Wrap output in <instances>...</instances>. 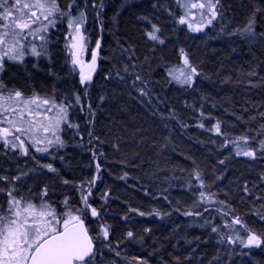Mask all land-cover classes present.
<instances>
[{
  "label": "trees",
  "instance_id": "1",
  "mask_svg": "<svg viewBox=\"0 0 264 264\" xmlns=\"http://www.w3.org/2000/svg\"><path fill=\"white\" fill-rule=\"evenodd\" d=\"M58 2L67 9L70 0ZM220 2L223 17L192 34L178 23L174 0H76L86 14L84 33L101 45L86 87L67 67L62 32L52 31L48 60L5 63L1 82L7 91L64 98L74 91L81 98L83 114H70L78 127H64L57 161L9 165L0 157V176L27 173L15 184L21 196L47 189L45 199L58 214L67 198L73 209H83L92 237L100 225H109V240H94L96 264H264V243L239 253L211 231L219 226L228 234L224 225L239 216L264 241V152L258 143L264 139V0ZM257 8L255 41L229 35ZM153 25L163 43L149 39ZM181 49L200 73L191 88L168 76L180 64ZM217 122L222 134L213 129ZM240 136L255 137L249 147L257 150L256 159L235 155L230 142ZM48 164L56 171L42 167ZM196 172L205 192L215 194L214 203L194 207ZM82 193L99 219L84 208ZM228 207L229 216L222 218L217 209ZM188 211L202 215H184ZM233 228L247 234L240 225Z\"/></svg>",
  "mask_w": 264,
  "mask_h": 264
},
{
  "label": "snow or ice",
  "instance_id": "2",
  "mask_svg": "<svg viewBox=\"0 0 264 264\" xmlns=\"http://www.w3.org/2000/svg\"><path fill=\"white\" fill-rule=\"evenodd\" d=\"M177 4L184 10V15L178 18V23L186 24L191 32H203L205 27L212 26L213 22L218 18L223 17L222 4L220 0H177ZM76 6V0H70L67 9H62L58 0H0V72L4 71L5 61H13L23 63L26 55L41 57L48 55V32L50 28H55L58 20L67 21V26L70 30L69 35L73 43L67 45L71 51V64L80 68V83L85 86L92 80V72L95 71L98 52L92 50L91 62L85 65L80 58V52L86 47V37L82 32L83 25L86 21L84 10H80L77 15L72 14L73 7ZM95 7V3H93ZM102 8V5H101ZM198 10L201 17L200 23L190 22L188 17L194 16L192 10ZM261 11L257 8L252 13L248 23L242 28L237 29L235 33L250 41H255L257 33L254 31L256 12ZM160 29L153 25V31L148 34L149 39L163 43L156 33ZM259 35L264 36V33ZM40 41L37 45L34 41ZM100 41L97 40L96 49L100 48ZM183 60V67L178 69L180 76H175L172 70H169V75H173L181 86L193 87V77L200 75L195 67H192L187 54L183 49L180 50ZM35 66V65H34ZM85 67L88 71L85 72ZM190 69L185 72L184 69ZM127 71V68L125 69ZM254 74V73H253ZM140 76H136V80H140ZM142 95H145L143 89H139ZM5 88L0 82V142L3 146L12 151H17L19 154L30 155L29 146L33 147L36 152L47 153L49 147H63L64 141L59 136L61 123L68 127L76 128L75 124L69 121V108L73 105L65 101L57 102L54 98H40L33 95L31 98H25L19 90L8 92L5 95ZM87 95V88H85ZM103 99V98H102ZM76 104L81 103L79 95L75 96ZM16 104L17 107H12ZM41 104L44 107V113L52 112L56 109L54 117H48V123H43L33 119H26L25 114L29 117L33 116L34 109L32 105H36L39 109ZM35 115L39 116L40 112L35 110ZM264 116V113H261ZM16 117V118H12ZM39 124L45 133H50L54 139L44 138L47 141V146L37 147L43 143L35 135L34 127ZM7 125V126H3ZM203 127V125H200ZM213 129L217 134L221 133L220 123L213 125ZM261 132L264 133V125L261 126ZM31 133V135H29ZM91 135V133H90ZM23 137V138H22ZM255 137L240 136L235 141L230 143L235 144V155L243 156L250 159L257 158V150L249 147V141ZM240 141L242 143H237ZM27 142V143H26ZM259 151L264 152V139L259 140ZM226 146V145H222ZM221 164L224 161H220ZM49 171L56 170L52 165H43ZM100 166L97 165V171ZM27 175V173H22ZM195 178L200 181V188L205 187L204 181L201 179L200 173H195ZM220 177H217L219 179ZM9 178L0 176V181H7ZM20 177H12V180H19ZM264 181V175L261 176ZM68 183L67 180L64 181ZM94 183V182H90ZM16 188L11 186L7 189L0 187V193H6L7 207L0 205V264H96V255L98 249L94 246L95 239L109 240L110 226L107 224L100 225V232L96 237L89 235L88 229L85 227L83 218V209H73L67 198L64 200L66 211L59 215L56 209L46 200L47 189L41 194L39 204L33 203L31 200H26L24 197L17 198ZM248 192L247 187L244 188ZM90 195V190H89ZM107 196V193L104 194ZM215 194L211 193L206 196L204 191L199 192V200L194 203V207H199L200 202L209 200ZM81 201L84 208L90 209L91 215L99 219V214L96 208L88 203V195H81ZM221 206L227 207L224 201H218ZM133 211V209H130ZM154 214L159 215L155 210ZM205 211H208L206 208ZM220 212L222 218L229 216L231 209ZM144 215L143 212L139 213ZM184 215L201 216L202 213L192 211L185 212ZM260 218L264 220V215ZM62 221V229L57 227ZM211 222L205 220V224ZM240 225V228L247 233V239L239 234V230L233 228V225ZM225 228L231 229L228 234L221 233L219 226L212 227L211 231L218 234V243L224 244H239L243 247H260L264 241L256 235L252 229L242 221L239 216L232 218L230 224H225ZM148 231V229H145ZM133 233H127L128 238L133 237ZM264 235V234H262ZM109 245H105L108 247ZM115 251V249H111ZM119 256V252H116ZM215 259V258H214ZM147 264V262H143Z\"/></svg>",
  "mask_w": 264,
  "mask_h": 264
},
{
  "label": "rangeland",
  "instance_id": "3",
  "mask_svg": "<svg viewBox=\"0 0 264 264\" xmlns=\"http://www.w3.org/2000/svg\"><path fill=\"white\" fill-rule=\"evenodd\" d=\"M176 5L178 6V9H179V17L181 15H184V10L177 4V0H174ZM80 11V9L78 8V6H75L73 7L72 9V14L73 15H77L78 12ZM193 13H194V16H189L188 19L190 22H193V23H200L202 22L201 21V17L199 15V12L198 10H192ZM178 17V18H179ZM178 21V19H177ZM217 21V20H216ZM214 21L213 24L216 22ZM57 26H59L60 28L59 29H56ZM84 26L85 24L83 25V28H82V32L83 34L85 35L86 37V47L85 49L80 52V58L84 61L85 65H87L88 63L91 62V59H92V50H97L98 52V49H96V43H91L90 40H88V37L86 36V34L84 33ZM183 26V25H182ZM184 26L186 27V29L189 31L188 27L186 24H184ZM207 27H210V26H207ZM205 27V28H207ZM55 30V31H54ZM52 31H54V33H60L62 32L60 35H61V42H62V46H63V50H64V54H65V57H66V60H67V67L69 68V71L71 73V75H73V77L76 79L78 85L80 87H86V86H89V84L91 83L88 82L85 86H82L81 83H80V68L79 67H75V70H73V65L71 64V51H73L74 49H70L69 47H67V45H70L71 43H73L72 39H71V36L69 35V28L67 26V21L66 19L65 20H58L55 28H50L49 29V32H48V44H47V51H48V48L50 46V35L52 34ZM190 33L192 34H196V33H200V32H191L189 31ZM37 45L40 43V41L36 40L34 41ZM27 59H30L32 61H38L39 59H45V60H48L49 59V53L48 55L46 56H41V57H34L32 55H26L24 57V60H23V63L27 60ZM97 60H98V56H97ZM5 63H16V64H21V63H17V62H13V61H5ZM96 66H97V61H96ZM183 67V60H182V57H181V61H180V64L175 67V68H172V73L173 75L175 76H180V72L178 71V69L182 68ZM85 72L88 71V68L85 67ZM95 71H96V68H95ZM95 71L92 72V79H93V76L95 74ZM184 71L187 73L190 71V69H187L185 68ZM1 73L0 72V82H1ZM173 75H169V71H168V76L171 80V82L175 83V84H178V85H181L180 83H178L175 79H173ZM180 79H183V76H180ZM194 79V77H193ZM8 92H14V91H5V95H7ZM35 96H38L40 98H54L57 102L59 101H65L66 103L68 104H71L73 105L71 108H69V121H70V114H72V111H73V114L75 115H81L83 114V110H82V107L80 106V104H76L75 102V96L77 95L76 92L74 91H71L69 93V95L67 97H57V96H54V95H49V96H42V95H38V94H33ZM33 95H24L23 96L25 98H31L33 97ZM12 107H17L16 104H12ZM33 109H34V112H33V116L32 117H29L27 115V111H26V114H25V118L26 119H35L37 121H40V122H43V123H48V117H54L56 115V109H54L52 112H48V113H44V107L42 104L40 106L39 109L36 108V105H32L31 106ZM35 110H38L40 112V115L39 116H36L35 115ZM81 113V114H80ZM12 118H16V117H12ZM3 126H7V125H3ZM67 125L66 124H63L61 123V130L59 131V136L61 137V139L64 141L63 139V131H64V127H66ZM34 131H35V135L38 139L42 140L43 143L40 144V145H37V147H44V146H47V141L44 139L46 136L49 138V139H54V137L51 136L50 133H45L43 131V128L39 126V124L35 125L34 127ZM29 135H31V133H29ZM23 138V137H22ZM27 143V142H26ZM29 146V150H30V155L28 156H24V155H21L19 154L18 150L17 151H12L10 149H7L3 146L2 142H0V157L3 158L4 160H6V162L9 164V165H12V164H17V163H22V164H26L27 162L28 163H32L33 165H36L37 166V163L39 162V164L43 163V162H47V161H57L58 159V156L60 154V152L64 149V146L63 147H59L58 145L55 146V147H49V151L47 153H39V152H36L35 149L33 147H31V145H28ZM20 175L17 174V175H12V177H16L19 175L20 179L19 180H15L13 181L12 178L10 179L8 176V180L7 181H1V183L3 184V186H0V187H4L5 189L11 187V186H14L15 187V184L18 183L19 181H21V179H24L25 176L22 175V172L21 170H19ZM13 173H15V171L13 170ZM12 173V174H13ZM17 190V189H16ZM200 191H204V188L201 189L200 188V181L199 183H197V192L199 193ZM41 193L36 194V196L32 195L33 197L31 196H27V197H24L26 200H31L33 203L35 204H39L40 201H41ZM206 196L208 195V193H206ZM22 194L17 190L16 191V196L17 198H20V197H23L21 196ZM45 199V197H44ZM199 195H198V200H199ZM7 200H8V197L6 195V193H0V205H2L3 207H7ZM214 199L211 197L209 200H204L202 202H200V204H210V203H214ZM66 211V209L64 208L62 213ZM58 214V213H57ZM61 214H58L61 215ZM238 225V224H237ZM57 227L59 228H62V221L60 224L57 225ZM240 234V233H239ZM243 238L247 239V234L245 235H242L240 234ZM227 243V242H226ZM228 245V244H227ZM235 245V246H234ZM231 244L230 247H233L235 248V251H238L239 253H245L247 252L248 250H251L252 248H255V247H251V248H248V247H243L239 244Z\"/></svg>",
  "mask_w": 264,
  "mask_h": 264
},
{
  "label": "water",
  "instance_id": "4",
  "mask_svg": "<svg viewBox=\"0 0 264 264\" xmlns=\"http://www.w3.org/2000/svg\"><path fill=\"white\" fill-rule=\"evenodd\" d=\"M84 223H85V221H84ZM85 227H86V223H85ZM87 228V227H86ZM62 229V228H61ZM90 235V234H89ZM91 236V235H90ZM94 246H95V243H94Z\"/></svg>",
  "mask_w": 264,
  "mask_h": 264
}]
</instances>
